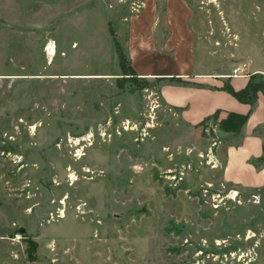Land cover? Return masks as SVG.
<instances>
[{
	"label": "rangeland",
	"instance_id": "1",
	"mask_svg": "<svg viewBox=\"0 0 264 264\" xmlns=\"http://www.w3.org/2000/svg\"><path fill=\"white\" fill-rule=\"evenodd\" d=\"M102 2L125 29L149 0ZM157 8L159 19L167 9L193 16L178 28L160 24L157 50L143 52L140 68L217 63L224 71L230 58L234 70L241 62L264 70V0H162ZM52 20L40 33L12 22L0 31V264H264V188L214 209L202 187L216 172L171 185L163 171L186 162V148L164 144L177 130L156 104L160 81L132 72L127 32L111 21L105 64L68 65L75 35L66 16ZM164 40L170 48L158 50ZM148 123L150 135L138 139ZM89 136L93 145L82 141ZM73 140L85 148L80 159Z\"/></svg>",
	"mask_w": 264,
	"mask_h": 264
},
{
	"label": "crops",
	"instance_id": "2",
	"mask_svg": "<svg viewBox=\"0 0 264 264\" xmlns=\"http://www.w3.org/2000/svg\"><path fill=\"white\" fill-rule=\"evenodd\" d=\"M102 1L0 0L2 22L0 31L6 32L11 22L26 27V30L33 33L49 31L52 19L55 21L58 15L66 16L69 19L68 29L71 27L70 31L75 35L67 40V47L71 51L68 56L71 59L68 58L67 64H105L104 51L110 36L109 24L112 21L115 29L118 28L119 35L123 30L128 34L127 53L133 61V69L137 76L160 81L158 90L163 114L177 130V134L169 137L164 144H170L175 150L188 147L203 148L205 140L200 122L205 118L215 113L221 119L231 112L248 114L247 122L240 131H222L223 144L219 149L222 167L212 171L216 172L213 181L227 188H235L241 194L249 195L261 191V188H264V93L259 91L253 102H245L236 97L233 90H243L252 76L264 77V70H252L246 66L243 73L247 75H235L230 58L223 59L226 66L224 71L218 70L217 63L213 65L215 68L212 70L202 69L201 66L197 68L194 63L180 70L167 72L142 69L137 65V60L143 52L157 50L153 47L154 33L160 24L169 29L173 26L178 28L181 22H185L183 17L186 14L193 16V11L167 9L164 14L161 12L165 19H159L161 16L157 3L162 0H149L140 14L130 16L124 29L117 19L120 15L118 10L106 8ZM42 6L46 7L43 9ZM71 20L75 22V26L70 24ZM160 20L162 22H159ZM19 30L24 32L23 29ZM50 40L56 46L54 55L56 57L57 42L54 39ZM76 43L79 44V47L76 46L78 49L74 46ZM171 44V41L164 40L162 48L158 50H166ZM83 50L94 52H82ZM51 55L48 53L50 61H53L51 58L54 56ZM76 57L80 61L76 62ZM244 63L246 64V62L237 64L243 66ZM163 152L162 150L159 154L164 159L166 154ZM166 162L169 163V160Z\"/></svg>",
	"mask_w": 264,
	"mask_h": 264
},
{
	"label": "built area",
	"instance_id": "3",
	"mask_svg": "<svg viewBox=\"0 0 264 264\" xmlns=\"http://www.w3.org/2000/svg\"><path fill=\"white\" fill-rule=\"evenodd\" d=\"M143 5V4H142ZM141 3L137 6H135L134 9L141 8ZM246 64H243V66H238L234 70L235 75H247V73H243L246 68ZM156 104L160 106V102L156 101ZM221 118L219 117H211L206 119L201 124L202 129V136L205 140V146L204 148H195V147H188L185 150V155L188 157V160L181 165H179L177 168H169L165 171H163L164 178L170 182L173 186H178L183 183L187 176L190 174H201L203 171H216L219 170L222 167V159L219 153V149L221 145L223 144V137H222V129H221ZM127 122V121H126ZM123 123V128L125 129L128 125H125ZM150 123L146 124V127L144 126L141 128V133L139 135L140 140L146 139L148 135H150V132L148 128L150 127ZM136 129L134 126H132V130ZM139 129V128H138ZM100 134L104 137H106L107 132L106 130H100ZM82 141L90 142V145H93L92 137H88V140L84 138ZM82 141L75 142L73 140V143H78L76 151L74 152V157L77 159H80L84 154V146L81 143ZM195 154V159H192L191 156ZM215 184L212 181H209L206 183V186H203L202 193L205 197H208L210 201V205L214 209L222 208L226 205L228 200L237 201L240 197V191L235 188H230L227 193H223L222 188H227L224 185H220V187H216ZM255 202H259L260 198L258 195H254ZM239 202L241 200L239 199Z\"/></svg>",
	"mask_w": 264,
	"mask_h": 264
},
{
	"label": "trees",
	"instance_id": "4",
	"mask_svg": "<svg viewBox=\"0 0 264 264\" xmlns=\"http://www.w3.org/2000/svg\"><path fill=\"white\" fill-rule=\"evenodd\" d=\"M120 54V53H119ZM121 61H123V58L120 54ZM132 70V69H131ZM132 72L137 76L134 69ZM256 77H263V76H252L248 85L240 91H234L236 97H238L240 100L245 102H253L255 98L257 97V94L259 91H262L264 93V81H256ZM218 114L215 113L210 117L205 118L202 122H200V125L208 118L211 117H217ZM248 119V114H239L236 112H231L227 115V117L223 118L221 120V129L224 132H238L241 130V128L245 125Z\"/></svg>",
	"mask_w": 264,
	"mask_h": 264
},
{
	"label": "bare ground",
	"instance_id": "5",
	"mask_svg": "<svg viewBox=\"0 0 264 264\" xmlns=\"http://www.w3.org/2000/svg\"><path fill=\"white\" fill-rule=\"evenodd\" d=\"M49 50L51 51L52 54L55 53V46L54 44L51 42V44L49 45Z\"/></svg>",
	"mask_w": 264,
	"mask_h": 264
},
{
	"label": "water",
	"instance_id": "6",
	"mask_svg": "<svg viewBox=\"0 0 264 264\" xmlns=\"http://www.w3.org/2000/svg\"><path fill=\"white\" fill-rule=\"evenodd\" d=\"M21 233H25V228H20L19 230Z\"/></svg>",
	"mask_w": 264,
	"mask_h": 264
}]
</instances>
